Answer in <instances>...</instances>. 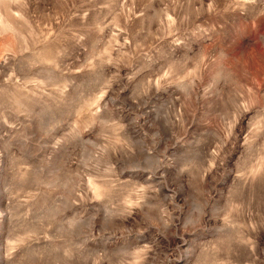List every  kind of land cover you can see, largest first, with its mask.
<instances>
[{"label": "rangeland", "instance_id": "1", "mask_svg": "<svg viewBox=\"0 0 264 264\" xmlns=\"http://www.w3.org/2000/svg\"><path fill=\"white\" fill-rule=\"evenodd\" d=\"M0 264H264V0H0Z\"/></svg>", "mask_w": 264, "mask_h": 264}]
</instances>
